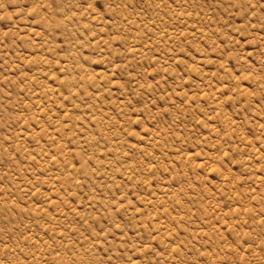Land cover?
<instances>
[{
  "label": "rangeland",
  "instance_id": "rangeland-1",
  "mask_svg": "<svg viewBox=\"0 0 264 264\" xmlns=\"http://www.w3.org/2000/svg\"><path fill=\"white\" fill-rule=\"evenodd\" d=\"M0 264H264V0H0Z\"/></svg>",
  "mask_w": 264,
  "mask_h": 264
}]
</instances>
